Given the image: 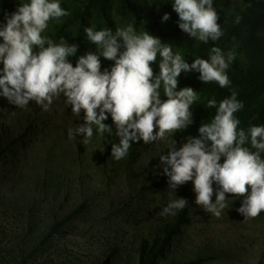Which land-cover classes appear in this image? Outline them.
<instances>
[{"label":"rangeland","instance_id":"rangeland-1","mask_svg":"<svg viewBox=\"0 0 264 264\" xmlns=\"http://www.w3.org/2000/svg\"><path fill=\"white\" fill-rule=\"evenodd\" d=\"M131 1L135 9L122 12L119 0H111L108 15L113 32L131 23L138 32L148 31L172 44L181 55L195 41L178 24L162 22V18L155 29L149 27L152 9L160 0ZM256 1L216 0L223 35L206 48L207 58L215 46L225 53L234 51L246 66L264 67L263 53H256L264 39V22L254 31L246 26L233 33L227 28ZM21 2L27 0H12L6 13L16 11ZM51 26L52 20L42 35ZM87 26L106 28L104 19L90 16L62 37L70 40L80 33L86 52L94 51L95 45L84 33ZM167 33L173 35L164 41ZM101 63L103 71L114 62L101 57ZM158 64L159 57L156 73ZM198 77L189 87L199 96L203 82ZM64 99L61 95L50 111H43L33 101L19 108L0 98V141L15 143L0 157V264H135L140 241L152 239L163 223L174 219L175 215L163 217L160 212L177 198L188 201L190 221L174 238L161 264L199 257L210 258L203 264H264V212L244 219L236 211L243 197L229 195V207L217 218L195 204L191 181L169 189L159 156L166 154L171 136L152 144L131 142L128 155L119 161L111 157L112 143L118 144L119 137L110 115L104 123L113 134H105V140L97 134L90 144L83 143L82 135L69 139L68 130L84 122V113L74 115ZM83 203L84 208L42 245V235L54 220Z\"/></svg>","mask_w":264,"mask_h":264},{"label":"clouds","instance_id":"clouds-1","mask_svg":"<svg viewBox=\"0 0 264 264\" xmlns=\"http://www.w3.org/2000/svg\"><path fill=\"white\" fill-rule=\"evenodd\" d=\"M172 7L179 17L178 27L191 38L207 44L223 35L213 0H174ZM69 15L60 0H27L16 11L5 13V23L0 24V96L19 108L33 101L50 111L54 100L63 95L74 115L84 113V122L69 129L68 138L82 135L84 144H90L94 134L104 140L105 134H113L104 123L110 115L119 137L111 147V157L117 161L128 155L131 142L168 141L193 124L192 105L198 92L178 87L182 72H198L201 82H215L221 88L231 84L226 70L236 58L234 51L225 53L214 46L208 59L197 57L189 64L172 44L148 31L138 32L131 23L115 32L84 27L96 50L79 56L73 66L70 57L76 56L79 45L63 37L57 43L42 35L49 21ZM169 19L165 13L162 22ZM241 19L237 15L235 23ZM101 57L114 62L110 70H101ZM158 57L156 73L152 65ZM206 107L217 110L210 123L200 125L199 135L186 137L178 149L176 140L171 141L167 154L159 156L169 189L191 181L195 204L217 218L229 207V195L243 197L236 211L244 219H254L264 212V125H252L247 131L240 128L235 114L244 105L234 90L218 107L215 98L207 100ZM186 207L185 198L173 199L160 215L174 216Z\"/></svg>","mask_w":264,"mask_h":264},{"label":"trees","instance_id":"trees-1","mask_svg":"<svg viewBox=\"0 0 264 264\" xmlns=\"http://www.w3.org/2000/svg\"><path fill=\"white\" fill-rule=\"evenodd\" d=\"M12 0H0V24L5 23V13L10 8ZM61 7L70 12L69 16L60 18L59 21L52 20L51 29L44 36L50 37L55 42L70 29L71 27L86 22L90 16L100 17L105 20L106 28L112 30V24L109 21L108 8L111 0H61ZM174 0H160L156 7L151 12V23L149 27L155 29L160 19L165 13H168L170 19L168 22L176 26L179 22L177 13L173 10L172 4ZM213 6L217 10L216 0H213ZM118 8L122 12L129 9L134 10L135 6L131 0H119ZM242 17L239 24L235 23L236 17L227 25L229 32L236 33L240 27H249L252 31L258 28L264 22V1L258 0L253 7H248L239 14ZM172 33H167L164 41H167L172 36ZM69 44L79 45L76 56L70 57V62L75 66L79 56L86 53V49L82 42V35L78 33L73 39L66 40ZM2 42V39H0ZM211 41L207 44L195 39V41L183 48L182 57L191 64L197 57L208 59L205 50ZM96 48H94V51ZM93 51V52H94ZM263 53L260 56L264 57V39L259 41L256 48V53ZM158 60V59H157ZM157 62L152 65L155 68ZM102 70V69H101ZM231 84L226 88H221L217 83H203V88L198 96V100L192 105L193 124L185 130H180L171 135L172 141L176 140L177 149L185 142L188 136L197 137L199 135L198 128L201 124L210 123L216 114V108H207V100L215 98L217 107L219 102L227 97H230L234 90L237 93V99L240 100L244 107L235 115L241 121L240 128L245 131L252 125H264V67L257 64L244 65L237 57L226 70ZM199 76L198 72L183 73L178 77L179 88L189 86L193 80ZM2 96H0L1 98ZM161 98L166 99L161 92ZM14 141L5 145L0 141V157L10 150ZM169 147L166 150L168 152ZM165 154V155H166ZM264 158V153H261ZM223 157L221 158V163ZM86 203H83L64 217L56 218L49 226L47 233L42 235L41 244H45L54 236V234L67 222L71 221L77 213L84 208ZM190 221L189 206L184 210L177 211L172 221H166L156 231L152 239L143 238L136 248L137 260L135 264H161V260L166 257L174 238L180 233L183 226ZM210 258L199 257L189 262L171 261L169 264H203Z\"/></svg>","mask_w":264,"mask_h":264}]
</instances>
